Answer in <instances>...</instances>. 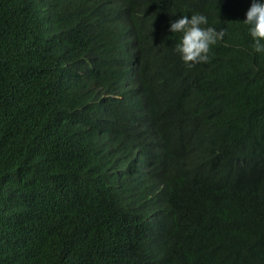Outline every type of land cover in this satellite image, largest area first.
<instances>
[{
    "label": "trees",
    "instance_id": "1",
    "mask_svg": "<svg viewBox=\"0 0 264 264\" xmlns=\"http://www.w3.org/2000/svg\"><path fill=\"white\" fill-rule=\"evenodd\" d=\"M252 0H0V264H264ZM224 30L187 67L168 31Z\"/></svg>",
    "mask_w": 264,
    "mask_h": 264
},
{
    "label": "clouds",
    "instance_id": "2",
    "mask_svg": "<svg viewBox=\"0 0 264 264\" xmlns=\"http://www.w3.org/2000/svg\"><path fill=\"white\" fill-rule=\"evenodd\" d=\"M245 15L242 23L247 26L252 49L258 55L264 54V0H252ZM168 31L181 34L175 51L189 68L209 62L211 48L225 35L224 30L209 26L208 17L201 13L181 15L170 21Z\"/></svg>",
    "mask_w": 264,
    "mask_h": 264
}]
</instances>
